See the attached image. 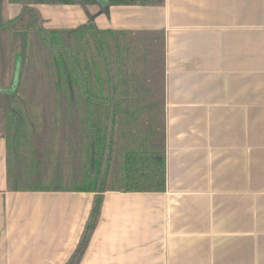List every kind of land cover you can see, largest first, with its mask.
<instances>
[{
	"label": "crops",
	"instance_id": "1",
	"mask_svg": "<svg viewBox=\"0 0 264 264\" xmlns=\"http://www.w3.org/2000/svg\"><path fill=\"white\" fill-rule=\"evenodd\" d=\"M41 6L66 27L80 8ZM88 16L162 48L149 74L163 85L166 189L105 191L78 264H264V0L90 5ZM5 152L3 136L0 264L65 263L94 194L8 190Z\"/></svg>",
	"mask_w": 264,
	"mask_h": 264
},
{
	"label": "trees",
	"instance_id": "2",
	"mask_svg": "<svg viewBox=\"0 0 264 264\" xmlns=\"http://www.w3.org/2000/svg\"><path fill=\"white\" fill-rule=\"evenodd\" d=\"M4 2L19 4V14L6 19ZM163 3L164 0H0V29L14 30L23 39L20 59L15 62L25 63L27 48L31 47L29 65L36 72L25 77L21 72L20 79L5 94L6 90L0 88L6 119L7 189L94 194L78 243L63 264H78L97 224L105 191L166 189L163 85L159 76L149 74L150 65L156 72L162 61V48L149 34L100 29L92 19L76 27L47 28L36 6L108 8ZM27 13L34 15L36 24V37L30 41L28 29L22 27ZM16 22L22 24L20 30L13 28ZM49 50L55 51L56 58L50 59ZM22 83L21 94H16ZM55 134H59L58 139ZM56 142L61 152L53 159L52 176L45 179L44 169L52 160L50 151ZM65 166H69L68 174L62 170ZM77 167L80 172L75 174Z\"/></svg>",
	"mask_w": 264,
	"mask_h": 264
},
{
	"label": "rangeland",
	"instance_id": "3",
	"mask_svg": "<svg viewBox=\"0 0 264 264\" xmlns=\"http://www.w3.org/2000/svg\"><path fill=\"white\" fill-rule=\"evenodd\" d=\"M4 5V12L3 16L6 19L13 18L16 14L19 13L20 11V5L19 4H7L3 3ZM6 6V7H5ZM58 6V5H56ZM80 6V5H78ZM87 7L90 6H80V8L77 9H66L70 10L73 14L72 17L74 19L73 22V27H76L79 23L83 22H88L89 21V16L87 17ZM86 8V9H85ZM40 11V15L43 18V26L47 28H66L68 24L65 22V20L60 16V13L64 15V12L54 9L52 7H44L41 6L38 8ZM16 12V13H15ZM25 16V23L20 24V22H16L13 25V28H18L23 27L24 29H28L26 31V36L28 40L30 41L31 38H35L36 35L33 33V29L35 28V23H34V15L27 13L24 15ZM89 18V19H88ZM18 32H23V31H18ZM22 34V33H21ZM19 33L17 34L16 31L4 28L0 29V88L6 90L3 91V94L7 92L9 87H13V84L17 82V80L20 79V73L24 71V77L29 73L32 75H36V72L34 71V68L32 65H29V61L31 59V47L27 48L26 51V58H25V63H20V62H15V59L18 60L20 57L18 56L19 51H20V46L23 43V39L18 36ZM29 46V43H28ZM50 59L56 58V53L53 50H49L48 52ZM18 58V59H17ZM29 70V71H28ZM23 81V80H22ZM22 85H19V87L16 89V94H21V88L23 87ZM162 93V91H161ZM2 93H0V138L4 136V130H5V111L3 110V100H2ZM24 96V95H22ZM55 123H50L51 126H53ZM55 139L59 138V134H55ZM54 136H51V142ZM57 146L54 147L50 151V163L47 165V167L44 169L46 171L45 174V179H48L52 176L53 168L55 166L54 162L55 160L54 157H57L58 151L61 150V147L59 145V142L57 143ZM58 149V150H57ZM63 149V148H62ZM61 152V151H60ZM6 156V153H5ZM53 161V162H52ZM69 162V161H68ZM67 162V163H68ZM69 164V163H68ZM73 166V164H72ZM76 167V166H75ZM69 166H65L62 170L64 171V174L69 173ZM79 170L78 167L76 168V171ZM75 172V170L73 171ZM80 171L75 172V174H78ZM56 173L54 174V176ZM56 178V177H55Z\"/></svg>",
	"mask_w": 264,
	"mask_h": 264
}]
</instances>
